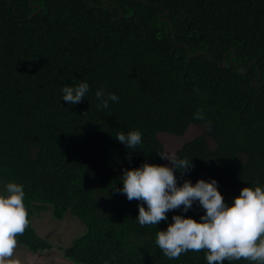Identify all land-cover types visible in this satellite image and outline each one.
Instances as JSON below:
<instances>
[{"label":"trees","instance_id":"trees-1","mask_svg":"<svg viewBox=\"0 0 264 264\" xmlns=\"http://www.w3.org/2000/svg\"><path fill=\"white\" fill-rule=\"evenodd\" d=\"M81 81L85 98L63 101ZM98 89L118 101L97 107ZM192 124L206 133L177 151L192 165L178 184L214 178L228 203L264 187V0H0V189L24 185L18 245L53 249L32 224L51 211L86 228L64 249L74 264H207L206 250L164 256L155 238L167 224L139 225L138 201L115 190L123 170L165 164L160 133ZM137 129L135 149L115 139Z\"/></svg>","mask_w":264,"mask_h":264},{"label":"clouds","instance_id":"clouds-1","mask_svg":"<svg viewBox=\"0 0 264 264\" xmlns=\"http://www.w3.org/2000/svg\"><path fill=\"white\" fill-rule=\"evenodd\" d=\"M90 86L86 81L61 88L63 101L71 105L81 102ZM97 107L108 108L109 102H117L115 93L95 92ZM196 118L203 119L198 112ZM115 139L126 149H135L142 143L140 130L118 132ZM170 162L165 164L142 163L139 167L125 169L119 180L122 187L115 189L127 200L138 201L135 220L141 226L159 225L155 243L164 256L179 258L188 251L206 250L207 264H224V261L244 259L250 264H264V187H244L231 203L225 201L214 178L199 179L193 183L184 179L178 184L175 173L190 170L189 160L170 155H160ZM25 190L22 183L8 182L0 189V264H8L17 247V235L23 234L29 225L25 207ZM196 204L203 210L199 219L185 214ZM181 214L171 216L170 211Z\"/></svg>","mask_w":264,"mask_h":264},{"label":"rangeland","instance_id":"rangeland-1","mask_svg":"<svg viewBox=\"0 0 264 264\" xmlns=\"http://www.w3.org/2000/svg\"><path fill=\"white\" fill-rule=\"evenodd\" d=\"M205 133V126L192 124L183 136L160 133L158 138L164 146L165 155L176 156L177 151L186 142L205 135ZM207 140L210 148L213 149L214 141L209 137ZM165 165L170 166V162L165 160ZM32 224L38 234L53 245V249L45 253L34 254L17 244L13 256L6 258L8 264H74L64 257V249L85 232L84 224L71 214H67L64 220L57 221L51 211L38 213Z\"/></svg>","mask_w":264,"mask_h":264},{"label":"water","instance_id":"water-1","mask_svg":"<svg viewBox=\"0 0 264 264\" xmlns=\"http://www.w3.org/2000/svg\"><path fill=\"white\" fill-rule=\"evenodd\" d=\"M38 12H40V10H38ZM170 14V12L169 11H167V12H165L164 14H162L161 15V18L165 15V16H168ZM166 20H168V19H166ZM173 38L175 39V37L173 36ZM182 47H187V45H184V44H182L181 45ZM189 54H191V49L189 48ZM200 54H202V53H199V54H197V55H200ZM234 56V55H233ZM221 67L222 68H225L226 67V65H221ZM243 73V72H242ZM247 72H245V73H243V74H246ZM262 78V75L260 74V76H259V78L258 79H255L253 82H252V85L254 86L255 85V81H259L260 79ZM259 84H261V83H259Z\"/></svg>","mask_w":264,"mask_h":264}]
</instances>
